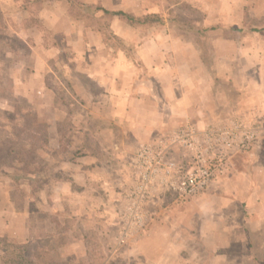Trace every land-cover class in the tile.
I'll use <instances>...</instances> for the list:
<instances>
[{"label":"crops","instance_id":"0c3cea01","mask_svg":"<svg viewBox=\"0 0 264 264\" xmlns=\"http://www.w3.org/2000/svg\"><path fill=\"white\" fill-rule=\"evenodd\" d=\"M80 1L87 4H100L109 10H124L135 15L158 14L156 13L155 5V9H151L150 7L141 8L142 2L140 0L138 4H141L138 5L137 9L131 7L128 0H115L113 3H110L108 0ZM21 2L22 0H0V8L2 12H8V18L20 14L19 20L16 21L18 22L17 29L24 32L33 29L39 30L34 27H21V20L28 17V13L25 10L19 9ZM55 2L67 3L70 9V2L68 0H48L41 3V5ZM177 4L173 3L166 8V11H169ZM202 5L205 4L202 2ZM245 9L246 12L240 17L241 23L235 27L231 22H219L221 24L214 22L216 24L205 26V21L203 20L201 23L185 28L177 16L171 12H169L168 16L164 14L165 18L162 15L159 16V22L156 21L137 26H132L117 17H112L107 19L106 29L111 37L114 36L118 40L116 41L120 46L117 48H113L106 43L104 40V36L106 37V35L101 27L82 24L80 26V33L81 35L83 34L82 37L88 42H92L90 43L91 45L97 43L98 46H79V49L74 44V47L71 46L72 48H70V53L67 52L65 54L63 49H60L57 53H59V57L62 55L65 60V55L74 56L79 65H73L72 67L68 64L69 72H75V74L81 76L84 80L90 82V84H94L97 87L102 86L105 90L113 86L112 91H118L120 87L123 96L120 97V94H118L119 91L117 93L119 95L118 98L110 96L107 99L106 95L104 102L107 106L103 110L100 100L97 101L95 99L91 101L92 97L89 98L85 94L82 97L86 99L85 102L88 100L89 107L93 108V105H98L96 106L97 109L93 110L90 108L88 111L90 115L114 120V124L120 125L121 127L118 128L124 134L125 132L126 134L130 133L129 131L133 129L135 131L134 133L140 136L142 135L143 140H145L146 135L153 134L154 129L159 128L162 122H165L166 116L168 118H174L176 115V118L178 115H183L185 118L194 120H225L234 111H254L260 118L263 117L261 119L264 125V72L262 74L258 73L257 65L254 64L255 62H252L250 58L246 57H243L242 61L248 66L240 69V71L239 68L241 65L239 62L236 60H227V64H225L224 57H221L218 52L215 58L209 57L206 59L202 56L204 50L198 48L193 41L194 38L203 41L205 39L212 41L214 35L223 38L231 37V39L257 35L264 39V31L257 32L250 31L251 29H249L251 27L255 28L259 23L264 22L262 20L264 14L257 17L250 15V9ZM38 17L42 24L49 30L50 28L45 25L42 17L39 15ZM205 18L207 19V16ZM77 21L79 22V20ZM159 24H165L167 26V29L162 33L163 35L158 31L147 35L145 33L141 38L142 40L139 46L133 49L134 52L132 51V54L136 58L129 56L127 45L130 43V39L127 34L123 33L124 28L144 29V32H146V29L152 25ZM114 27H120V29L116 30ZM175 31H179L181 36L185 38L184 47L175 45L174 47L170 46L168 48L161 46L162 39L171 40L174 37L172 33ZM16 33L15 31L14 34ZM54 44L56 45L57 43ZM239 50H241V53L242 48H239ZM251 51L253 49L250 48L246 52V55L249 54L250 56ZM262 51L264 52V49ZM51 53H54V51L52 50ZM179 53H188L190 57L187 58L188 55H186L182 61L176 63L173 56ZM191 54H193L192 57ZM242 54L244 55L243 52ZM51 57L54 59V56ZM67 58L70 59V57ZM44 62H40V64L43 63L44 65ZM37 63L39 64V62ZM198 68L201 71L207 72V74H204V79L200 82H196L194 78L196 69ZM262 68L263 65H259L261 72ZM64 72H66V69H64ZM144 73H147L145 74L147 78H145ZM167 79L169 80V88H163V93L160 86ZM214 79H217V82L214 83ZM67 81L70 82V79H67ZM134 81L135 86L133 87H136V90H133L136 93L128 87L129 85H134ZM75 83L84 86V82H79V79H75L74 77V83L72 85ZM154 87L157 88L156 90L159 94L156 90H153ZM197 88H201L202 96L193 98L191 102H188L187 94L193 90H197ZM136 103L147 109L142 110V112H132V107ZM63 106L62 102L57 104L58 111H62L64 115L62 114L63 116L58 117L56 125L54 124L52 126L50 124L52 121L50 120L45 121L48 123L49 138L52 136L53 141L56 138L57 143V124L65 119L68 120ZM240 106L242 109L237 108ZM116 120H122L124 123L120 124ZM132 120H135V122H132ZM71 123L73 130L69 137L70 143L55 156L57 164V186H51V189L48 190V183L44 182L46 183L44 185V188H46L45 191L49 193V198H56L58 200L56 209L59 215L57 219L61 223L65 221V218H62L63 220L59 218L61 214L62 216L69 214L67 212L69 208L67 200L70 198L79 200V208H83L82 201L88 199L89 212L102 217V219L109 220L112 213L115 215L113 211L116 206L115 199H117L116 197H118L122 185L127 179L120 169L117 170L122 164L121 162H116V158H100L97 150L93 152L88 146H70L76 143L74 137L79 132L75 129L74 123ZM123 125L129 128L125 131ZM263 133L264 129L255 142L257 146H251L247 152H232L224 160L225 162L229 161L231 163L230 170L232 173L228 177L227 186L223 184L221 189L219 187L216 188L219 189L218 192L216 191L218 195H206L200 200V202H205H202V206L196 209H193L192 206L188 207L186 217L189 220L188 224L185 223L186 228H184V231L188 232L191 236L193 224L191 217L194 215L200 218V225L198 226L200 253L197 255L192 253L183 254L182 250L184 247L187 246L189 248L193 245L183 244L179 238H173L172 240H168L166 245L160 246V249H155L152 256H142V246L139 245V249L137 248L138 259L136 264H225L230 259L234 261V264H264V136L263 142L261 143ZM51 147L58 148V146ZM49 148L50 146L47 147L48 150ZM122 148L119 149L121 150ZM124 149L130 150L132 148L126 146ZM134 149L129 153L130 157ZM78 150L79 152H77ZM44 151L41 150L39 153ZM129 158L127 157V159ZM127 159L122 158V163L126 164ZM44 175L46 176L43 180H47V174ZM41 197L45 198V195ZM211 198L215 199V206L209 210L207 203L211 201ZM181 200L179 198L172 199L166 197L162 201L154 203L149 207V213L151 212L152 217L151 220L165 216L169 211L170 216H172V209L168 207L172 206L173 208V204ZM194 202L197 201H192L191 203ZM231 204L236 205L239 215L238 218H234L235 213H233L234 209H231ZM101 206H104V208L98 211V208ZM118 207L120 208L119 202L117 203ZM220 214L223 217H219L221 216ZM172 217L174 218V215ZM160 220L157 219L154 225L161 223ZM174 220L172 219L171 224H169L172 229L175 227L172 224ZM9 226L10 223L7 224L2 220L0 230H9ZM178 227L180 228L177 225L175 229ZM53 229L54 227L51 230L44 231L49 232L53 231ZM256 232L260 236L263 235L259 241L255 234ZM189 235H186V237H189ZM215 236H223L224 239L214 240ZM189 241H191V237L188 238L187 242ZM232 244H238L242 249L240 252H237V255L230 257V255H226L228 254L226 252H228ZM143 247L145 248V245Z\"/></svg>","mask_w":264,"mask_h":264},{"label":"rangeland","instance_id":"374dc122","mask_svg":"<svg viewBox=\"0 0 264 264\" xmlns=\"http://www.w3.org/2000/svg\"><path fill=\"white\" fill-rule=\"evenodd\" d=\"M108 1L113 3L115 0ZM138 1L139 0H128V3L131 7L137 9L138 5L141 4H138ZM140 1L142 2L141 8L150 7L151 9H155L156 7V13H158L156 16L158 17L161 15L164 17V14L168 16L169 12L174 13L185 28L201 23L203 20L205 21V26L216 24L214 22H231L235 27L241 23L240 17L246 12L245 8L250 9V15L258 17L264 14V0ZM202 2L205 5H202ZM173 3L178 4L169 11H166V8ZM41 6L33 7L32 10L35 14L42 17L45 25L50 28L49 33L42 30L33 29L24 32L17 29L18 22L16 21L19 20L20 14L14 17L9 14L11 17L8 18V12H2L0 8V34L2 36L0 38V140L2 139L3 142H7V136L8 133H10V124L7 120L8 113L15 105L36 110L41 120H50L52 121L50 124L53 126L54 124L56 125L58 117L64 115V113L58 111L57 108V104L62 102L68 120L73 122L75 129L79 131L74 137L76 143L70 146H88L93 152L97 150L100 158H116V162H121L122 164L117 170L120 169L126 178L128 176L129 160L127 157H130L129 153H131L136 146L143 142H149L160 133L181 126L188 118L183 117V115H178L176 118V115L174 118H168L166 116L165 122H162L159 128H155L153 134L149 136L146 135V139L143 140L144 138H142V135L140 136L134 133L135 131L133 129L129 131L130 133L126 134L125 132L124 134L121 129L118 128L121 126L116 123L114 124V120L90 115L88 111L92 107H89L88 100L85 102L86 99L82 97L83 94L87 95L89 98L92 97L91 101L95 99H97V101L100 100L103 110L107 106L104 102L106 95L107 99H109L110 96L118 98V94H120L121 97L123 93L120 87L118 88V93V91H112L113 86L105 90L102 86L97 87L94 84H90V82H87L81 76L75 74V72H69L68 64L72 67L73 65H79L74 56L65 55L66 60L62 55L59 57V53L57 52H59L60 49H63L65 54L67 52L70 53V48L74 47V44L78 46L77 48L79 49V46H98L97 43L91 45L90 43L92 42H88L82 37L83 34L81 35L80 33V26H82V24H87L89 19L83 15L81 16V11L78 6L75 7V11L69 9L67 3L62 2L49 3ZM206 16L207 19L205 18ZM77 20H79V22ZM96 25H99V27H102V30H104V34L106 35V37L104 36V40L108 45H111L113 48L120 46L116 40L112 39L110 33L107 32V19H102L101 22ZM125 28L123 33L127 34L130 39V43L127 45L129 50L128 55L132 57L134 56L132 54L134 52L133 49L139 46L142 40L141 38L145 33L147 35L158 31L162 34L164 30L167 29V26L165 24L152 25L146 29L147 31L145 30L146 32H144V29ZM114 29L118 30L120 27H114ZM15 31L17 32L16 34H14ZM172 35H174V37L171 38V40L162 39L161 46L168 48L170 46L174 47L175 45L184 47L185 38L181 36V33L175 31ZM213 37L212 41L208 39L204 41L197 38L193 39L196 46L204 50L202 53L203 57L206 59L209 57L215 58L216 55L219 54L221 57H224L225 64H227V60H236L241 65L239 71L248 66L242 61V58L246 57L250 58L252 62H255L254 64L257 65L258 73L262 74L264 72V52L262 51V49H264V39L260 36H243L240 39H231V37H224V39L218 35H214ZM55 42L57 43L56 45L54 44ZM239 48H242L244 55L242 52L240 53L241 50H239ZM250 48L255 52L251 51V55L249 56V54L246 55V52ZM52 50L54 53H51ZM186 55H188V53H179L173 56V59L175 58L174 61L177 63L182 61ZM51 56H54V59ZM192 56L193 54H191V57ZM67 57H70V59ZM188 57L190 56L188 55L187 58ZM34 61L36 62L33 63ZM37 62H39V64ZM40 62H44L46 65H43V63L40 64ZM261 64L263 65L262 72L259 69V65ZM64 69H66V72H64ZM145 74L147 73H144L145 78H147ZM204 74H207V72L201 71L200 68L196 69V74L194 76L196 82L202 81L204 79ZM74 77L75 79H79V82H84V86L78 83L72 85V83H74ZM67 79H70L72 83L68 82ZM216 80L217 79H214L213 82H217ZM168 85L169 80L167 79L162 83V87L160 86L163 93V88L166 89ZM133 86H135V81L134 85H129L128 87L131 91L136 93L134 91L136 87ZM156 89V87L153 88L154 91ZM200 90L201 88H197V90L188 93V102H191L193 98L201 97L203 93ZM96 106L98 105L96 104ZM96 106L93 105L92 109H97ZM237 108L242 109L241 106ZM146 109V107L137 105L136 103L132 107V112H142V110ZM261 118L263 119V117ZM262 119L261 121L263 122ZM116 121L120 124L124 123L122 120ZM132 122H135V120H132ZM123 128L126 131L129 127L123 125ZM263 136L264 135L261 137V143L263 142ZM56 145V138L53 141V137L51 136L49 138L50 148ZM126 146H130L132 149L125 150L124 148H126ZM253 146H257V144ZM50 148L49 150L46 149L44 152H40L36 157L39 165L37 167V172H40L38 176H36L35 173L28 174L22 171L20 162L22 157L17 158L13 166L5 168L15 175L24 176V178H21L18 185H14L11 178L0 176V226L2 220L7 224L10 223L9 230H0V256L3 249L5 250L26 241L29 237V231L27 229L29 224L33 226L34 231H36L35 229L51 230V228H53V223L50 219L37 217V212L35 210L36 208L47 212L49 217L53 219L57 218L59 215L56 209L58 200L56 198H49V193H47L45 191L46 188H44V185H46L44 182L48 183V190L51 189V186H57L56 158L53 156ZM119 148L122 149L120 150ZM77 152H79V150ZM119 155L121 156L119 157ZM23 158H25V156ZM122 158L127 159L126 164L122 163ZM230 168L231 163H229V161H223L216 166L214 177L206 188L173 204V208L172 206L168 207L172 209V216L174 215V218L170 216L169 211L165 216L151 220L152 217L150 212L139 236L124 244H116L114 239L116 235V215L120 209L119 207L117 208V203L119 202L118 197L115 199L116 206L113 209L115 215L112 213L109 220L102 219V217L90 213L88 209V199L82 201L83 208H79V200L72 198L68 199L67 204L69 208L67 212H69V214L63 216L61 214V217H59L61 220L65 218L63 224L67 234V243L60 249L61 259L76 264H136L138 259L137 248L139 249V245L142 246V256H152L155 249H160V246L166 245V242L173 238H179L183 244L193 245L189 248H187V246L184 247L182 250L183 254H199L201 250L199 243L200 236L198 234L200 218L192 215L191 221L193 224L191 236L188 232L184 231V228H186L185 223L188 224L189 220V218L186 217L188 207L192 206L193 209H196L202 206V202H205H200V200L206 195H218L217 192L219 189L216 188L219 187L221 189L223 184L227 186L228 177H230L232 173ZM44 174H47V180H43L46 176ZM17 186H21L20 188L23 191L22 194L24 198L22 201L18 200V203L14 204L18 196L16 193ZM42 195H45V198H42ZM210 200L211 201L207 203L209 210L215 206V199L211 198ZM192 201L197 202L191 203ZM30 204H33V206H30ZM152 205L153 203L150 204L149 207ZM30 207L31 217H28ZM102 208H104V206L99 207L98 211ZM231 209H234V218H238L239 215L236 205L231 204ZM193 212L195 213V211ZM219 217L223 216L221 215ZM157 219H161V223L154 225ZM170 219H175L172 223L173 226H175L173 229L169 226V224H171L170 222H172ZM177 225L180 226V228L178 227L179 229H175ZM255 234L258 241L263 236H260L258 232ZM186 235L191 237V241L187 242L189 237H186ZM217 239L222 240L224 238L223 236H215L214 240ZM143 245H145V248ZM164 247L167 248L166 246ZM241 249L242 247L238 244H232L228 252H226L228 253L226 255L232 257V255H237V252H240ZM225 264H234V261L230 259L227 260Z\"/></svg>","mask_w":264,"mask_h":264},{"label":"built area","instance_id":"2783aa9c","mask_svg":"<svg viewBox=\"0 0 264 264\" xmlns=\"http://www.w3.org/2000/svg\"><path fill=\"white\" fill-rule=\"evenodd\" d=\"M263 129L256 112L234 111L225 120L188 119L140 143L128 160V176L118 195L116 244L139 236L150 204L166 197L185 199L206 188L216 166L232 152H247Z\"/></svg>","mask_w":264,"mask_h":264},{"label":"trees","instance_id":"16d2710c","mask_svg":"<svg viewBox=\"0 0 264 264\" xmlns=\"http://www.w3.org/2000/svg\"><path fill=\"white\" fill-rule=\"evenodd\" d=\"M44 1L48 0H22L19 9L25 10L28 13V17L21 20V27H34L49 33V30L42 24L38 15L32 10L33 7L41 5ZM68 1L70 2V9L74 10L78 6L81 11V16L83 15L89 19V22L85 24L86 26H99L96 24H99L102 19H110L112 17H117L132 26L146 25L160 20L155 14L135 15L124 10H109L100 4H87L80 0ZM263 25L264 22L259 23L255 28L251 27L249 29H251L250 31L263 32ZM112 38L117 40L114 36ZM7 120L10 124V133H8L7 142H3L2 139L0 140V176L9 177L13 180L14 185H18L24 176L15 175L5 168L13 166L17 158H23L25 156L23 158L24 160L21 158L20 161L22 171L28 174L35 173L36 176L39 175L40 172H37L39 165L36 157L39 151L46 150L49 146L48 123L41 120L35 110L29 107L23 108L18 105H15L8 113ZM72 130V123L67 119L57 124L58 145L56 146L58 148H51L53 156H56L60 151L64 150L70 143L69 137ZM20 187H16L18 196L14 204L18 203V200L22 201L24 198L23 191ZM30 206H33V204H30ZM30 210L31 207L28 217H31ZM35 210L37 217L50 219L53 223V231L47 232L43 229H35L36 231H34L33 226L29 224L27 227L29 237L25 242L18 243L5 250L3 249L0 256V264H76L65 261L60 256V249L67 243L64 224L59 222L57 218L53 219L49 217L47 212L36 208Z\"/></svg>","mask_w":264,"mask_h":264}]
</instances>
